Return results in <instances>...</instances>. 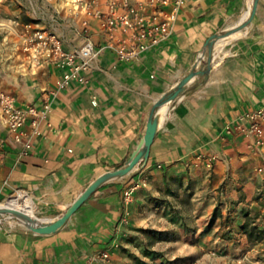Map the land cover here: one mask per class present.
<instances>
[{"label":"crops","instance_id":"0c3cea01","mask_svg":"<svg viewBox=\"0 0 264 264\" xmlns=\"http://www.w3.org/2000/svg\"><path fill=\"white\" fill-rule=\"evenodd\" d=\"M252 3L184 0L169 37L126 63L103 48L99 21L82 8L105 13V0H0V90L20 108L40 111L50 103L36 133L29 116L18 141L0 121V198L26 194L41 220L59 215L93 180L121 167L142 140L154 104L189 73L204 72L155 113L147 159L100 185L55 233L0 226V264H140L138 241L181 220L169 196L192 186L202 195L196 217L218 204L221 218L233 220L227 229L234 246H246L238 225L247 210L257 213L264 234V145L238 131L246 113L264 106V0L248 20ZM14 22L53 32L66 50L85 36L103 49L83 83L59 90L60 69L30 67L16 50ZM135 184L140 187L125 204L123 192ZM257 245L264 251L262 241ZM104 251L106 261L99 259Z\"/></svg>","mask_w":264,"mask_h":264},{"label":"built area","instance_id":"2783aa9c","mask_svg":"<svg viewBox=\"0 0 264 264\" xmlns=\"http://www.w3.org/2000/svg\"><path fill=\"white\" fill-rule=\"evenodd\" d=\"M107 12L99 11L96 6H82L85 15L99 21L105 42L103 48L113 50L121 62H133L139 56L165 41L176 19L184 0H145L133 3L130 0H105ZM82 25L87 27V22ZM15 34L19 38L15 48L26 55L30 67L53 66L62 71L57 81V89H64L72 82L83 83L92 69V63L100 50L96 49L88 37H84L82 44L75 49L66 50L63 40L46 29H31L28 25L14 22ZM22 28V30L18 29ZM116 35L118 40H115ZM115 40V41H114ZM50 111V103L44 102L42 109L36 111L34 107L20 108L15 106L14 100L0 90V121L13 134L15 140L22 136L21 128L29 116L32 133H36L39 119L44 118ZM245 126L238 127V131L249 136L253 145H264V106L244 115ZM227 132L230 128L226 129ZM28 140L24 143V150L29 149ZM135 184L123 192V201L127 204ZM17 192V191H14ZM108 252L100 253L99 259L106 261Z\"/></svg>","mask_w":264,"mask_h":264},{"label":"rangeland","instance_id":"374dc122","mask_svg":"<svg viewBox=\"0 0 264 264\" xmlns=\"http://www.w3.org/2000/svg\"><path fill=\"white\" fill-rule=\"evenodd\" d=\"M176 196H169L181 220L168 226L166 232L149 230L140 238V264H260L264 251H258V241L264 244V234L258 232V218L254 210H247L244 221L238 225L246 238V246H234L235 236L228 235L227 227L233 220L221 218L217 204L213 211L204 217H196L201 207V193L192 186L190 193L181 188ZM15 192L0 198V205L14 196ZM34 214V212H33ZM37 219H40L34 214ZM0 213V226H22L20 222Z\"/></svg>","mask_w":264,"mask_h":264},{"label":"water","instance_id":"95a60500","mask_svg":"<svg viewBox=\"0 0 264 264\" xmlns=\"http://www.w3.org/2000/svg\"><path fill=\"white\" fill-rule=\"evenodd\" d=\"M257 0H253L252 8L249 13L248 20H251L255 9H256ZM245 24H242L240 28L244 27ZM209 40L208 43V51L211 53L213 47V40ZM204 74V72H191L186 77H184L179 84H177L175 90L169 95L163 98L161 101L154 104L150 117L145 126V132L143 135L142 140L139 142L136 150L130 155L129 159L119 168L106 172L105 174L99 176L95 180H93L79 195L78 197L70 204V206L65 209L59 215L45 219V220H38L36 218H32L26 216L25 214L11 211L10 214L16 218L20 224L23 225L24 228L33 232L37 235H48L55 233L58 229H60L65 223L69 220V218L78 210V208L90 197V195L103 183L116 179L122 178L130 173L136 165L142 160H146L148 157L149 149L154 139L157 126H158V117L157 113L165 104L173 102L179 94L182 92L183 87L196 75Z\"/></svg>","mask_w":264,"mask_h":264},{"label":"bare ground","instance_id":"6f19581e","mask_svg":"<svg viewBox=\"0 0 264 264\" xmlns=\"http://www.w3.org/2000/svg\"><path fill=\"white\" fill-rule=\"evenodd\" d=\"M11 211H16L25 214L26 216L36 218L33 214V212L35 211L34 202L26 194L21 192L15 193L14 196H11L10 198L7 199V202L4 205H0V213L9 214L8 218H12L15 221L16 218H14L10 214Z\"/></svg>","mask_w":264,"mask_h":264}]
</instances>
